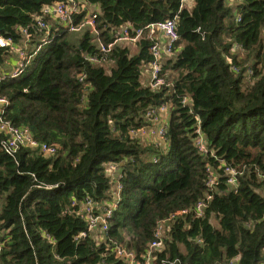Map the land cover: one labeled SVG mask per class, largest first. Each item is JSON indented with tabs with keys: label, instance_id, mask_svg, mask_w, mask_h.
<instances>
[{
	"label": "trees",
	"instance_id": "16d2710c",
	"mask_svg": "<svg viewBox=\"0 0 264 264\" xmlns=\"http://www.w3.org/2000/svg\"><path fill=\"white\" fill-rule=\"evenodd\" d=\"M57 1L0 0V36L19 43L27 27L34 50V18ZM80 1L87 6L75 22L94 11L97 31L74 37L53 22L25 71L0 83L5 118L38 144L9 154L0 130V264H131L118 245L142 261L159 228L156 264H264V0ZM171 18L179 38L153 88L141 79L159 42L148 26ZM126 25L143 29L137 52L109 46ZM6 60L11 68L15 58L0 47L3 69ZM164 105V146L130 135ZM109 162L118 176L109 177ZM117 196L108 228L89 231L83 201L101 214Z\"/></svg>",
	"mask_w": 264,
	"mask_h": 264
},
{
	"label": "built area",
	"instance_id": "2783aa9c",
	"mask_svg": "<svg viewBox=\"0 0 264 264\" xmlns=\"http://www.w3.org/2000/svg\"><path fill=\"white\" fill-rule=\"evenodd\" d=\"M86 6L87 5L80 0H60L55 3L45 5L41 11L42 13L35 16L36 21L32 26L37 32L40 33L38 42L34 45V50L32 51H30V42L34 39V37L27 27L22 28V39L19 40V43L14 42L12 38L0 36V47H9L11 54L15 58V62L10 64L11 68H9V64L7 63H5L4 69L3 67H0V83L6 77L15 78L20 76L25 71L29 63V59L34 54H36L44 44L50 41V34L54 29L52 26V22L45 19L46 17L54 19L57 24H63L65 28H68L69 31H74L75 33L82 32L87 28L91 32H96V12L94 11H90L83 20L81 18L78 22H75L79 14L83 11V8H85ZM148 29L150 37L155 38L156 40L158 39V34H161L165 37V40H159V42L156 41L151 47V52L153 53L154 58L150 63L151 77L149 85H151L153 88H156L164 84L165 82L164 76L166 74L162 72L163 60L168 53H171L174 43L179 38V34L176 29L174 18L167 19L161 22L151 23L148 26ZM142 35L143 29L133 30V28H130V25L121 26L118 30L115 31L114 41L111 42L109 46L115 43H137ZM102 50L105 53L108 51V49L105 47H103ZM164 53L166 55H164ZM82 55L84 57H88V55L86 56L84 52L82 53ZM9 103V99L6 96H0V130H5L10 135L9 138L1 144L3 149L9 154H14L20 145L37 146V142L32 138L27 128L16 127L15 125H13L12 121L7 119V117L5 118ZM168 113L169 108L167 105H164L161 108V115L163 114L162 116L156 114L154 110H151L150 115L153 117L152 124L131 129L129 131L130 135L133 138H137L143 141L151 140L153 143L164 146L167 141L168 125L166 123V119L168 117ZM200 133L201 132L199 131V136L197 137L198 142L196 143L199 147V150L205 152L207 151L206 142L203 136L200 135ZM43 150L49 153H53L56 151V148L54 146L43 145ZM111 163L114 165V162H109L107 164L111 165L113 168V165ZM114 167L116 168L117 166L114 165ZM226 170L227 172H230L228 170L232 169L227 167L225 171ZM232 171L233 172H230L232 175L230 181H234L233 176L235 175V171ZM119 173L120 172L118 170L116 175L118 176ZM227 175L230 176V174ZM208 184L213 185L214 181H210ZM119 202L120 196H117V198L108 207L101 205L102 212L101 214H97V205L92 199L87 198L85 201H83L79 210V214L87 221L88 230H97V232L106 230L108 228V219L112 217L116 209L119 207ZM204 210L205 203L202 201L197 202L195 205L196 215H203ZM187 211L188 209H185L180 210L177 213H184ZM173 217V215L170 216V218ZM163 231L164 230L162 228H159L155 232V239L149 244L142 261L137 260L133 252L126 250L121 245H118V247L116 248L118 255L129 261L131 264H156L155 251L162 245ZM85 235L86 232H81V234L76 236L75 239H79L80 237Z\"/></svg>",
	"mask_w": 264,
	"mask_h": 264
},
{
	"label": "rangeland",
	"instance_id": "374dc122",
	"mask_svg": "<svg viewBox=\"0 0 264 264\" xmlns=\"http://www.w3.org/2000/svg\"><path fill=\"white\" fill-rule=\"evenodd\" d=\"M191 1L192 0H190L189 1V3H191ZM37 16V15H36ZM48 18V19H47ZM35 19V18H34ZM46 19L47 20H49V21H51L52 22V24H53V22H55L56 23V21H54V19H52V18H50V17H46ZM78 33L79 32H77V33H75L74 34V37L75 36H78ZM124 45H127L129 48H130V50H131V52L132 53H134V52H137V46H136V43H133V42H131V43H129V44H124ZM13 56V55H12ZM14 57V56H13ZM5 63H7V60L5 61ZM108 63H106V68L108 69ZM146 65H148V66H150V64H146ZM143 70H145V65L142 67V73H143ZM141 79H142V81H143V83H145V84H149V80L148 81H144V77H143V75H142V77H141ZM112 164V163H111ZM113 165V164H112ZM114 165H116L117 167L115 168L114 167ZM114 165H113V168H112V166L111 165H108V164H106V166H108V170H107V173L109 174V176H115L116 174H117V172H118V163L117 162H114ZM228 171H230V172H233L232 170H228ZM227 174H230L231 175V173L230 172H227V170L225 171ZM224 264H228V263H224Z\"/></svg>",
	"mask_w": 264,
	"mask_h": 264
},
{
	"label": "crops",
	"instance_id": "0c3cea01",
	"mask_svg": "<svg viewBox=\"0 0 264 264\" xmlns=\"http://www.w3.org/2000/svg\"><path fill=\"white\" fill-rule=\"evenodd\" d=\"M158 39L159 40H163V37L161 34H158ZM143 77H144V81H148L151 77V74H150V66L148 65H145V70H143V73H142ZM150 81V80H149Z\"/></svg>",
	"mask_w": 264,
	"mask_h": 264
}]
</instances>
